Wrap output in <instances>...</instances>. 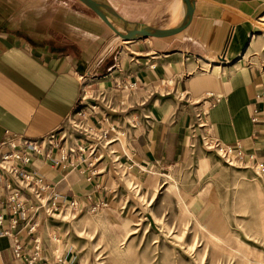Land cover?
<instances>
[{
	"label": "crops",
	"instance_id": "0c3cea01",
	"mask_svg": "<svg viewBox=\"0 0 264 264\" xmlns=\"http://www.w3.org/2000/svg\"><path fill=\"white\" fill-rule=\"evenodd\" d=\"M105 1L130 21L163 29L182 22L173 8L180 0ZM192 1L193 18L184 32L118 40L80 0H0V144L8 131L41 138L65 128L78 136L83 152L57 164L36 156L25 166L60 194L61 205L76 198L82 211L131 210L121 174L107 154L111 148L124 167L133 165L128 172L144 189L152 187L157 175H182L196 150L192 177L181 182L182 199L197 218L211 215L213 178L226 166L204 148L199 129L192 136L198 108L207 110L215 137L264 161V98L258 96L264 90V66L253 63L255 50L249 52L258 43L254 21L264 11V0ZM102 92L109 94L111 108L102 101ZM83 94L87 107L99 105L83 116L98 131L108 125L122 130L134 120L137 124L129 136L120 135L107 150L101 149L103 159L93 160L88 139L67 122L81 108ZM105 114L108 125L102 120ZM256 114L258 122L253 121ZM115 136L110 131L106 138ZM53 153L57 158L59 150ZM4 175L0 213L6 220L0 230L8 228L10 216L5 203V179L10 177ZM15 189L27 207L37 204L26 190ZM63 214L50 216L41 209L35 233L18 225L24 251L32 252L33 238L39 235L47 256L58 249L71 264H82L80 250L66 238L70 224ZM0 264H22L9 236L0 237Z\"/></svg>",
	"mask_w": 264,
	"mask_h": 264
},
{
	"label": "rangeland",
	"instance_id": "374dc122",
	"mask_svg": "<svg viewBox=\"0 0 264 264\" xmlns=\"http://www.w3.org/2000/svg\"><path fill=\"white\" fill-rule=\"evenodd\" d=\"M254 24L258 43L249 52L255 50L253 63L264 66V11ZM198 155L192 151L182 175L163 172L149 189L116 163L130 212L92 208L63 214L70 224L66 238L80 250L82 264H264V179L253 164L224 162L213 178L212 214L197 218L180 186Z\"/></svg>",
	"mask_w": 264,
	"mask_h": 264
},
{
	"label": "built area",
	"instance_id": "2783aa9c",
	"mask_svg": "<svg viewBox=\"0 0 264 264\" xmlns=\"http://www.w3.org/2000/svg\"><path fill=\"white\" fill-rule=\"evenodd\" d=\"M135 83L130 84L128 87L132 88ZM103 95L102 101H104L107 108L112 107V102L109 99V94L106 92L101 93ZM259 97L264 98V90L258 94ZM86 95H82L80 99L81 108L74 112H71L67 117L68 125L75 132L81 134L89 141V155L93 156V160H99L104 158V153L101 149H106L107 146H112L113 141L120 135L129 136L130 131L136 129L135 123H129L128 128L116 129L113 125H108L109 116L104 115L103 121L106 127L102 131L89 124L85 119L84 114L86 112L92 113L99 109L98 103H91L89 107L84 104ZM207 110L204 108L196 109V122L192 126V136L195 137L197 129L200 131L202 144L205 149L214 151L219 158L229 165L236 163L253 164L258 170L259 176L264 179V161H258L254 153L247 154L237 146L225 144L219 138L215 137L210 130L207 120ZM103 121H100L102 124ZM254 122L260 121V117L256 114L253 117ZM104 126V125H102ZM113 131L115 137L106 138L108 133ZM105 140V144L102 140ZM192 146H195L192 144ZM59 150L57 158H54V150ZM84 146L78 143V136L73 132H68L63 128L53 131L45 137H29L24 134H15L9 132L5 135L0 144V179H3L4 174H7L10 178H6V188L9 192L5 195V203L8 205L9 218L8 228L0 230V237L9 236L12 238L14 255L17 260L22 264H49L50 260L52 264H71L69 260L56 249V254L52 253V257L47 256L44 250L43 241L36 235L33 238L32 252L24 251L23 244L18 236V232L15 231L18 225H22L23 228L29 233H35L38 230V222L40 219V211L43 209L47 215L61 216L68 209L79 213L82 209L79 206V201L76 198L70 199L68 203L61 205L60 194L51 189V186L44 182L41 176H38L36 172L31 173L26 169V165L31 161L33 157L39 156L43 159L54 161L56 164L66 161L72 153L76 151L83 152ZM107 154H114L111 156V161L117 168L116 163L123 166L116 148H112L110 153L107 150ZM97 156V157H96ZM133 165L126 166L127 170L132 168ZM20 190H26L30 195L37 200V204L32 207H27L26 199H21ZM137 187L136 185H134ZM6 217L0 213V226L4 224Z\"/></svg>",
	"mask_w": 264,
	"mask_h": 264
},
{
	"label": "water",
	"instance_id": "95a60500",
	"mask_svg": "<svg viewBox=\"0 0 264 264\" xmlns=\"http://www.w3.org/2000/svg\"><path fill=\"white\" fill-rule=\"evenodd\" d=\"M88 8L98 14L124 40L143 38H163L184 32L191 24L194 4L192 0H180L183 10V19L179 26L172 29H163L149 24L130 21L121 16L105 0H80Z\"/></svg>",
	"mask_w": 264,
	"mask_h": 264
},
{
	"label": "bare ground",
	"instance_id": "6f19581e",
	"mask_svg": "<svg viewBox=\"0 0 264 264\" xmlns=\"http://www.w3.org/2000/svg\"><path fill=\"white\" fill-rule=\"evenodd\" d=\"M173 8H175V10H178L177 12H175L174 14H175V16H176V20L178 19V20H181V19H183V10H182V6H181V3L180 2H178L176 5H174V7ZM174 10V9H173ZM126 175H127V172H124ZM134 183H132L131 182V185H133ZM134 185H136L137 186V184H134Z\"/></svg>",
	"mask_w": 264,
	"mask_h": 264
}]
</instances>
